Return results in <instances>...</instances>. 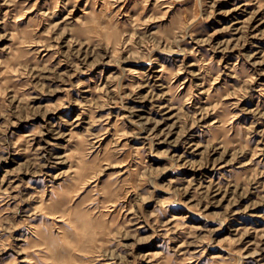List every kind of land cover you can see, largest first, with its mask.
<instances>
[{
    "label": "rangeland",
    "instance_id": "1",
    "mask_svg": "<svg viewBox=\"0 0 264 264\" xmlns=\"http://www.w3.org/2000/svg\"><path fill=\"white\" fill-rule=\"evenodd\" d=\"M0 264H264V0H0Z\"/></svg>",
    "mask_w": 264,
    "mask_h": 264
},
{
    "label": "bare ground",
    "instance_id": "2",
    "mask_svg": "<svg viewBox=\"0 0 264 264\" xmlns=\"http://www.w3.org/2000/svg\"><path fill=\"white\" fill-rule=\"evenodd\" d=\"M156 95V94H155ZM158 97V96H157ZM160 103V102H159ZM130 111V110H129ZM135 122V121H134ZM160 122V121H159ZM142 124V123H141ZM163 124V123H162ZM144 128H147L146 126H144ZM141 131H144V130H141ZM147 131V130H146ZM45 153V152H44Z\"/></svg>",
    "mask_w": 264,
    "mask_h": 264
}]
</instances>
